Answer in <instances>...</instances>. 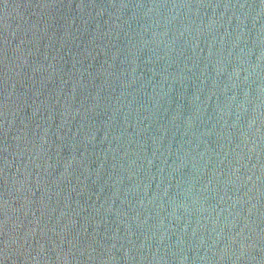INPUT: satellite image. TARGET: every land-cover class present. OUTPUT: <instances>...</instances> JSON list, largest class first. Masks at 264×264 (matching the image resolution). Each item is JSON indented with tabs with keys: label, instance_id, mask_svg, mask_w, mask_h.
<instances>
[{
	"label": "water",
	"instance_id": "obj_1",
	"mask_svg": "<svg viewBox=\"0 0 264 264\" xmlns=\"http://www.w3.org/2000/svg\"><path fill=\"white\" fill-rule=\"evenodd\" d=\"M0 264H264V0H0Z\"/></svg>",
	"mask_w": 264,
	"mask_h": 264
}]
</instances>
